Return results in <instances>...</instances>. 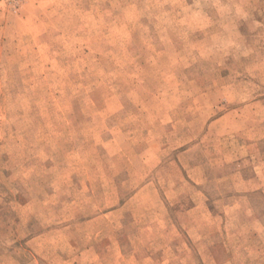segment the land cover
Returning <instances> with one entry per match:
<instances>
[{"label":"rangeland","instance_id":"obj_1","mask_svg":"<svg viewBox=\"0 0 264 264\" xmlns=\"http://www.w3.org/2000/svg\"><path fill=\"white\" fill-rule=\"evenodd\" d=\"M0 264H264V0H0Z\"/></svg>","mask_w":264,"mask_h":264},{"label":"crops","instance_id":"obj_2","mask_svg":"<svg viewBox=\"0 0 264 264\" xmlns=\"http://www.w3.org/2000/svg\"><path fill=\"white\" fill-rule=\"evenodd\" d=\"M193 180H194V179H193ZM244 180H245L246 182H247V181H250V180H248V179H244ZM194 181L197 182L196 180H194Z\"/></svg>","mask_w":264,"mask_h":264}]
</instances>
